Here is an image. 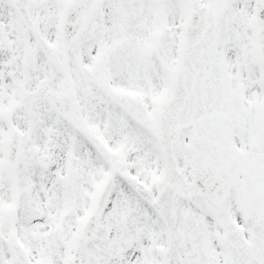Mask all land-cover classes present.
Returning <instances> with one entry per match:
<instances>
[{"label": "snow or ice", "instance_id": "obj_1", "mask_svg": "<svg viewBox=\"0 0 264 264\" xmlns=\"http://www.w3.org/2000/svg\"><path fill=\"white\" fill-rule=\"evenodd\" d=\"M0 264H264V0H0Z\"/></svg>", "mask_w": 264, "mask_h": 264}]
</instances>
